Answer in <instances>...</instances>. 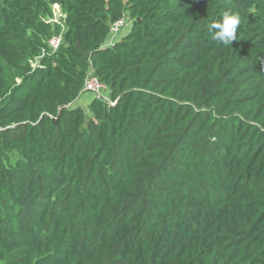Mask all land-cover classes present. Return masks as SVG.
Wrapping results in <instances>:
<instances>
[{
	"label": "trees",
	"instance_id": "obj_1",
	"mask_svg": "<svg viewBox=\"0 0 264 264\" xmlns=\"http://www.w3.org/2000/svg\"><path fill=\"white\" fill-rule=\"evenodd\" d=\"M0 264H264V0H0Z\"/></svg>",
	"mask_w": 264,
	"mask_h": 264
},
{
	"label": "built area",
	"instance_id": "obj_2",
	"mask_svg": "<svg viewBox=\"0 0 264 264\" xmlns=\"http://www.w3.org/2000/svg\"><path fill=\"white\" fill-rule=\"evenodd\" d=\"M131 24L130 20H127L126 16L121 20L115 22L111 25L110 28V38L106 46H114V44L120 40V34L124 28ZM61 44V38H54L50 42L51 49L56 51ZM84 93L92 94L98 99L109 100L108 98V88L102 84L93 74H90L86 80ZM111 105H114L113 102L108 101Z\"/></svg>",
	"mask_w": 264,
	"mask_h": 264
},
{
	"label": "clouds",
	"instance_id": "obj_3",
	"mask_svg": "<svg viewBox=\"0 0 264 264\" xmlns=\"http://www.w3.org/2000/svg\"><path fill=\"white\" fill-rule=\"evenodd\" d=\"M242 24V17L239 12L226 11L222 20L209 25V31L212 39L224 46L233 45V41L237 39V30Z\"/></svg>",
	"mask_w": 264,
	"mask_h": 264
},
{
	"label": "rangeland",
	"instance_id": "obj_4",
	"mask_svg": "<svg viewBox=\"0 0 264 264\" xmlns=\"http://www.w3.org/2000/svg\"><path fill=\"white\" fill-rule=\"evenodd\" d=\"M56 14H57V17H58V18H61V13H60V10H59V9L56 10ZM126 18H127V20L132 21L128 16H126ZM131 28H132V22H131V24H128V25L124 28V30L121 32L122 36L125 35V34H127V33H129L130 30H131ZM121 34H120V35H121ZM91 95H92V94H91ZM92 96H93V95H92Z\"/></svg>",
	"mask_w": 264,
	"mask_h": 264
},
{
	"label": "crops",
	"instance_id": "obj_5",
	"mask_svg": "<svg viewBox=\"0 0 264 264\" xmlns=\"http://www.w3.org/2000/svg\"><path fill=\"white\" fill-rule=\"evenodd\" d=\"M122 34L120 35V38H122ZM93 96L89 93H85L82 95V97L77 101V104L80 105L81 102H88L90 103L91 100H93Z\"/></svg>",
	"mask_w": 264,
	"mask_h": 264
}]
</instances>
